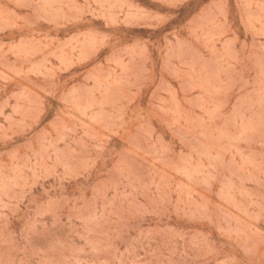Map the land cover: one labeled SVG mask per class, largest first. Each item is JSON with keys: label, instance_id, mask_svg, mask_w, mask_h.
<instances>
[{"label": "rangeland", "instance_id": "374dc122", "mask_svg": "<svg viewBox=\"0 0 264 264\" xmlns=\"http://www.w3.org/2000/svg\"><path fill=\"white\" fill-rule=\"evenodd\" d=\"M0 264H264V0H0Z\"/></svg>", "mask_w": 264, "mask_h": 264}]
</instances>
